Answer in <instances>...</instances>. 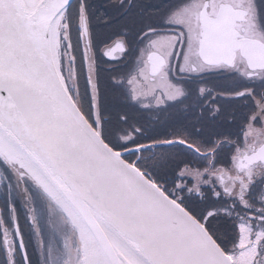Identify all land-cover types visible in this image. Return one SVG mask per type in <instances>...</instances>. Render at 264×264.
I'll use <instances>...</instances> for the list:
<instances>
[{"label":"snow or ice","instance_id":"obj_1","mask_svg":"<svg viewBox=\"0 0 264 264\" xmlns=\"http://www.w3.org/2000/svg\"><path fill=\"white\" fill-rule=\"evenodd\" d=\"M113 8L0 0L2 264H264V0ZM99 22L117 26L110 42ZM99 44L111 60L138 53L114 81L118 104L101 89ZM209 75L230 87L214 93ZM218 99L239 102L234 130L205 132ZM187 100L201 128L161 139L143 122Z\"/></svg>","mask_w":264,"mask_h":264},{"label":"flooded vegetation","instance_id":"obj_2","mask_svg":"<svg viewBox=\"0 0 264 264\" xmlns=\"http://www.w3.org/2000/svg\"><path fill=\"white\" fill-rule=\"evenodd\" d=\"M117 2V0H93V3L99 8L101 13H107L109 15H115L116 14V9L113 8V5ZM137 2L142 5L145 9L146 13H151L154 11V6L156 5H160L163 4L165 2V0H137ZM117 28V26H113V27H106L102 22L97 23V27H96V33H97V38L98 40H103L105 42H110L109 37H111V34L113 31H115ZM99 50L97 51V58H98V63H99V67H100V84H101V89L102 91L106 94V98L109 104H118L120 103V98L117 94V90L118 88H116L114 86V81H120L123 77H126L129 70L131 69V67L134 64L135 61V55H138V53H132L130 52L127 56H125L123 59L120 60H111L108 57L103 56L101 53L104 50V46L103 44H99L98 45ZM117 55H119V53H117ZM207 87L213 89V92L215 93V84L217 81H221L225 87L223 88L224 91L230 87V81L222 78L218 75H209L207 76ZM227 86V87H226ZM113 89V91L111 92V94H109L108 92L110 91V89ZM231 102V101H229ZM169 103H173V102H169ZM239 102L235 101L234 102V106H232L231 108L233 109V107H235ZM176 105V110L174 111L173 114H176V116H192V119L189 121L187 120L185 122L184 125L188 126L189 128H196L199 129L201 128V123H204L205 126V132L211 130V126L213 125V123H227L229 126L227 127H217V130L219 131H230V130H234V126L229 124L227 122L226 116L227 113L230 112L231 110L229 109V111H227L225 113V117L223 118L224 121H222V118L220 116L217 117L216 122L213 121H202L201 123H197L196 122V113L191 109V107H188L189 103L186 104L184 101V104H175ZM166 108V107H165ZM187 109H191V110H187ZM199 111V110H197ZM152 111H149V114L151 116ZM167 118H170L168 115H166ZM183 125V124H182ZM183 125V126H184ZM4 192L3 190H0V200L1 202L4 203ZM1 210V208H0ZM25 209H23L22 207V211H21V215H23V213H25ZM21 226V230L23 232V234L26 236L24 238H26L27 241H29L30 239H33L31 236V228L29 227V223H26V228H23L24 224H20ZM29 239V240H28ZM31 251V252H30ZM29 252L30 254H32V258L33 260H37V257L35 254H33L32 249L29 247ZM1 253V252H0Z\"/></svg>","mask_w":264,"mask_h":264},{"label":"rangeland","instance_id":"obj_3","mask_svg":"<svg viewBox=\"0 0 264 264\" xmlns=\"http://www.w3.org/2000/svg\"><path fill=\"white\" fill-rule=\"evenodd\" d=\"M114 88L110 89V91L108 92L109 94H111V92L113 91ZM118 91V90H117ZM118 94V92H117ZM186 104L189 103V105L191 104V100H187L185 101ZM171 104V103H169ZM176 103L173 102L171 105V107H166L164 108V110H160V109H152V113L151 116L149 114L150 110H145L144 114L148 117V121H147V126L150 128V131L152 134L157 135L158 138H165V134L173 127H179V126H183L185 124V122L187 120H191L192 116H175L173 114V117L170 118L169 120H167L166 115H170L169 113H174V111L177 109L176 108ZM187 110H191V109H187ZM151 112V111H150ZM156 118H152L153 116H156ZM205 116H207V113H205ZM151 117V119L149 118ZM185 122H184V121ZM183 124V125H182ZM16 205H19L17 203V199H16ZM4 207L3 204L0 205V208L2 210V208ZM26 228V226H25ZM29 240V239H28ZM25 242L27 243L28 241L25 238ZM31 252V251H30ZM5 259V254L3 252L0 253V264H2V261Z\"/></svg>","mask_w":264,"mask_h":264},{"label":"trees","instance_id":"obj_4","mask_svg":"<svg viewBox=\"0 0 264 264\" xmlns=\"http://www.w3.org/2000/svg\"><path fill=\"white\" fill-rule=\"evenodd\" d=\"M225 87V85L221 82V81H217L216 82V84H215V91L216 92H221V91H224V88ZM227 87V86H226ZM234 102L235 101H231V103L230 104H227L224 100H221V99H218L217 100V103L218 104H220L221 105V107H222V112H221V114H220V117L222 118V121H224V117H225V113L227 112V111H229V109L230 110H232V106H234ZM144 112L145 111H143L142 113H141V116H142V118H143V122L145 123V125L147 126V121H148V118H147V116L144 114ZM170 115H168L170 118H172L173 117V113H169ZM175 116H176V114H174ZM157 117V115L156 116H153L152 118L154 119V118H156ZM150 119H151V117H149ZM170 118H168V119H170ZM217 125V127L218 126H220V127H227V126H229L227 123H224V122H222V123H218V124H216Z\"/></svg>","mask_w":264,"mask_h":264},{"label":"bare ground","instance_id":"obj_5","mask_svg":"<svg viewBox=\"0 0 264 264\" xmlns=\"http://www.w3.org/2000/svg\"><path fill=\"white\" fill-rule=\"evenodd\" d=\"M1 199V198H0Z\"/></svg>","mask_w":264,"mask_h":264}]
</instances>
